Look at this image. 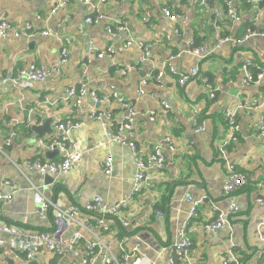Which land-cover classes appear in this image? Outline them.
<instances>
[{
  "label": "crops",
  "instance_id": "obj_1",
  "mask_svg": "<svg viewBox=\"0 0 264 264\" xmlns=\"http://www.w3.org/2000/svg\"><path fill=\"white\" fill-rule=\"evenodd\" d=\"M90 2L66 0L57 6L58 0H0V19L15 28L29 23L34 32L32 37H15L11 31L0 35V73L15 76L32 63L48 71L45 80L27 87L10 82L0 86V192H10L6 180L14 185L12 201H0V219L31 231L51 229L53 213L41 210L37 190L63 208L83 205L95 195L107 206L126 199L120 216L129 221V234L118 236L113 215L104 218L109 227L104 229L96 225L97 213H81L91 228L72 224L62 235L64 241L69 242L79 231L83 236L79 247L83 248L99 237L104 244L96 246V264H102L105 245L118 258L128 256V264H168L191 206L187 197L193 196L200 202L197 216L189 222L192 246L187 258L175 264H221L230 246L239 264H264V204L257 201L264 198V79L246 85L239 71L246 60L264 66V38L254 36L216 46L224 36L239 40L248 28L263 30L264 1L230 0L231 14L223 0ZM164 7L178 15L176 21L164 15ZM98 15L102 16L99 22H85L87 16ZM119 22L124 29L118 28ZM45 29L56 36L42 35ZM65 38L69 40L68 61L56 70ZM128 40L134 42L126 45ZM90 41L99 51L111 46L112 56L90 54L88 59ZM136 41L151 44L147 58L141 59L142 49ZM191 43L205 44L210 53L205 57L189 54ZM178 52L183 54L169 60ZM169 63L175 73L170 72ZM194 66L198 73L190 75ZM160 71L163 76L158 81ZM180 73L190 75L184 84L178 81ZM202 77L215 89L213 99L207 97ZM142 79L147 82L140 94ZM82 83L88 92L76 108L72 100L64 98V90ZM90 91L102 99L116 91L120 99L94 101ZM122 101L130 103L135 112L134 150L109 140L101 124L88 114L92 108L108 109L116 120H122L127 115ZM163 102L168 103L165 109ZM234 108L240 132L222 154L227 135L224 113ZM27 117L30 126L25 124ZM50 117L51 134L37 135L31 130ZM66 120L80 122L70 135L80 159L67 172L42 175L28 170L26 163L35 158L62 159L63 151L49 150L39 141L58 137L55 123ZM195 123H203L204 129L196 131ZM154 143L162 145L165 163L150 168V185L132 196L135 157L147 158ZM108 158L110 173L104 171ZM233 172L242 175L245 183L227 198L223 184ZM231 203L237 206L235 213ZM221 211L228 214L230 227L203 229ZM0 237L4 239L0 264H80L69 249L53 252L42 248L28 260L12 247L10 235Z\"/></svg>",
  "mask_w": 264,
  "mask_h": 264
},
{
  "label": "built area",
  "instance_id": "obj_2",
  "mask_svg": "<svg viewBox=\"0 0 264 264\" xmlns=\"http://www.w3.org/2000/svg\"><path fill=\"white\" fill-rule=\"evenodd\" d=\"M87 4H91L90 0H80ZM126 1V0H125ZM264 0H247L249 4H255L262 2ZM66 0H58L57 6H63ZM226 10L229 14L233 13L230 0H223ZM54 9H52V12ZM164 15L171 21H176L178 15L172 13L169 8H163ZM218 13L215 15L217 16ZM102 16L98 15L94 18L87 16L85 22L87 23H97ZM109 26H107L108 28ZM215 27L220 29L219 24L215 23ZM9 31L15 37L24 35L26 37H32L34 32L29 23H25L23 28H15L12 24L7 21L5 18L0 19V35L5 36ZM108 31L112 33V30L108 28ZM42 35L50 36L56 34L52 33L49 29L41 31ZM258 36L264 38V29L256 30L248 28L241 39H232L230 36H224L219 39L216 46L219 47L224 42L238 43L246 41L251 37ZM69 40L65 38L63 40V46L59 52V61L56 65V70L59 69L62 65L66 64L68 61L67 54V44ZM133 40H128L126 45L132 44ZM138 46L142 49L141 59L147 58L150 55L151 44L145 43L143 41H136ZM88 55L89 59L90 54H95L97 57H111L113 54V48L109 46L104 51H99L93 44L92 41L88 45ZM189 54L195 55L196 57H205L210 53L207 50L205 44L194 45L191 43L190 47L187 49ZM183 52H178L176 54H171L169 60L173 59L175 56H181ZM170 72L175 73L171 64H168ZM129 69V68H128ZM127 69V70H128ZM239 71L242 73V81L244 84L248 85L251 83H259L264 79V66L261 64L253 63L250 60H246L240 67ZM198 73V66H194L191 69L190 75H196ZM48 74V71L42 67H39L35 64H30L29 67L19 70L18 74L15 77H7L0 73V86L4 83L10 82L13 85H18L20 87H27L32 82H42ZM190 75L180 73L178 76V81L180 84H184ZM163 76V72L160 71L156 75V79L159 81ZM202 81L207 88V97L213 99L215 92L214 88L208 82L207 77H202ZM146 79H142L139 84L140 94L144 93V88L146 85ZM88 90L85 84H79L66 88L64 90V98L66 100H72L74 107L78 108L81 106L84 97L86 96ZM94 101H102L105 99L106 102H110L112 99H120V94L116 91H113L109 96L100 98L95 91H90ZM48 102V99H45ZM122 105L127 109V115L122 120H116L113 116V113L108 109H95L92 108L89 110V117L98 121L104 131L105 136L112 141L119 142L126 145L130 149L134 150L136 148L135 139L137 131L135 128L134 115L135 112L130 103L122 101ZM162 107L165 109L168 107V103L163 102ZM238 108V107H237ZM237 108L228 109L224 113V120L227 127V135L224 139L220 152L225 153V147L231 142H235L238 139L240 132V125L237 120ZM153 116V113H152ZM26 126L31 125V120L27 117ZM196 131L204 129L203 123H195ZM80 126V122H73L71 120H66L64 122H56L55 128L59 132L58 137L50 138L48 140L41 139L39 144L44 146L49 150H61L63 151V157L60 161H49V160H40L38 158L28 161L26 163V168L28 170H33L39 174H56L67 172L72 168V166L80 159V153L76 149V143L72 141L70 135L73 128ZM264 134V133H263ZM168 137L166 140H169ZM10 139H7L9 143ZM170 142V141H168ZM1 151V147H0ZM111 158L105 162L104 171L110 173L112 171V165L110 164ZM165 163V153L163 147L160 143H154L151 147V152L147 158H143L142 155L137 154L135 157V174L133 177V187H132V196L139 192L142 187L145 185L149 186L151 182L150 168L152 167H161ZM228 168L232 170V166L229 165ZM6 184L10 187L9 193L0 192V201L3 203H9L13 199L14 185L9 181H5ZM245 183V179L242 175L234 173L231 174L228 179L223 184V194L227 198H232V193ZM40 201V208L42 211L53 213V226L49 230L41 231H31L25 228H22L15 224H7L0 221V234L10 235L12 242L11 245L13 248L22 252L24 256L30 260L33 256L42 248L48 249L49 251L59 252L65 249H69L80 261V264H96L95 263V254L96 246L98 243L104 244L100 241L99 237L97 240L88 241L83 248H80V241L82 239V234L78 231L76 232L72 239L69 242L64 241L62 235L67 230V228L72 224H77L83 229H90L91 223H85V221L80 217L81 213H97L100 217L97 218L96 225L102 226L104 229L109 227L104 222V218L110 215H113L118 219L120 224L123 227L129 225V221L120 216V211L126 206L127 200L122 199L117 201L111 206H107L102 198L98 195L93 196L83 205L71 204L67 208H63L54 201L44 195L43 193H37ZM187 199L191 203L189 213L182 221L180 225V235L178 240L173 243L172 255L168 258V264H175V261L178 259L187 258L188 250L192 246V239L189 234L190 225L189 222L197 216L196 209L200 202V199H195L193 196H188ZM257 201L260 204H264V198L258 197ZM231 212L235 213L237 211V206L234 203H231L230 206ZM157 215L161 216L162 213L157 211ZM205 230H216L223 227H230V220L227 213L218 212L215 219L202 225ZM4 245V239L0 237V249ZM102 264H128V256L122 255L121 258L112 254L109 248L105 245V253L101 259ZM221 264H239V257L234 252L230 246L226 253L221 259Z\"/></svg>",
  "mask_w": 264,
  "mask_h": 264
},
{
  "label": "water",
  "instance_id": "obj_3",
  "mask_svg": "<svg viewBox=\"0 0 264 264\" xmlns=\"http://www.w3.org/2000/svg\"><path fill=\"white\" fill-rule=\"evenodd\" d=\"M52 118H47L45 119L41 124H34L31 127V130L37 134V135H41L43 133H47V134H51L52 133V128H51V124H52ZM52 151H57V149H54Z\"/></svg>",
  "mask_w": 264,
  "mask_h": 264
},
{
  "label": "trees",
  "instance_id": "obj_4",
  "mask_svg": "<svg viewBox=\"0 0 264 264\" xmlns=\"http://www.w3.org/2000/svg\"><path fill=\"white\" fill-rule=\"evenodd\" d=\"M113 219H114V224H115L117 232H118V236H124V235L129 234L127 232L126 228L123 227L117 219H115V218H113Z\"/></svg>",
  "mask_w": 264,
  "mask_h": 264
},
{
  "label": "bare ground",
  "instance_id": "obj_5",
  "mask_svg": "<svg viewBox=\"0 0 264 264\" xmlns=\"http://www.w3.org/2000/svg\"><path fill=\"white\" fill-rule=\"evenodd\" d=\"M108 28H110L111 29V27L109 26ZM119 29H124V25H123V22H119V27H118ZM108 30V29H107ZM48 75V74H47ZM16 76V75H15ZM15 76H11V77H15ZM45 80V79H44ZM18 86V85H17ZM36 193H41L39 190H37L36 191ZM0 221H2L1 219H0ZM3 222V221H2Z\"/></svg>",
  "mask_w": 264,
  "mask_h": 264
}]
</instances>
